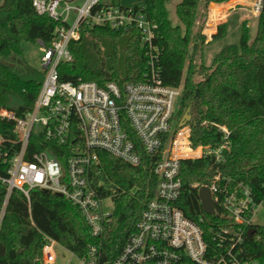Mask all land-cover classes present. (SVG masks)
<instances>
[{
  "label": "trees",
  "instance_id": "trees-1",
  "mask_svg": "<svg viewBox=\"0 0 264 264\" xmlns=\"http://www.w3.org/2000/svg\"><path fill=\"white\" fill-rule=\"evenodd\" d=\"M166 1L145 0L135 8L145 13L154 26L153 44L159 51L158 64L164 83L182 88L176 117L180 120L190 110L194 146L222 143L223 133L214 123L227 126L230 131L231 149L226 152L224 162L216 163L208 156L182 163V191L176 203L188 218L198 222L210 248H214L226 217L219 210L214 215L206 214L199 191L192 183L209 185L219 171L223 182L226 178L242 181L252 188L258 200L264 201V7L255 38L251 41L247 23L242 25L239 41L224 46L211 65L206 66L201 62L204 47L224 39L227 33L226 23L218 26L211 41L203 33L210 4L221 1L181 0L176 12L182 25L176 26L169 19ZM109 3L120 4L119 0ZM215 5L219 6L216 11ZM223 5L211 6L208 35L218 23L228 19ZM214 16L218 19L216 23ZM60 25L48 15H39L33 0H0V109L10 110L18 117L33 109L45 74L29 63L25 44L38 45L41 40L49 46ZM94 32L111 34L112 38L100 39L101 45L107 54L114 56L111 47L115 42L118 58L114 62L104 61L98 55V44L87 36L71 45L72 60L59 65L61 81L78 82L80 77L98 81L115 79L123 85L144 80L148 55L138 28L87 27L81 35ZM105 42L110 44L105 46ZM195 59L201 62L200 66ZM30 144L49 149L67 170L69 147L51 146L42 132L32 135ZM20 147L15 123L0 119V177L8 176L10 159ZM157 159L144 154L142 163L133 166L109 153H99V160L91 170V183L101 198H113L114 210L98 237L91 234L80 209L64 196L32 189L28 199L15 189L0 230V264H42L45 237L52 238L80 260H87L91 246L98 248L100 264L114 260L156 195L158 178L153 167ZM6 193L7 187L0 182V203ZM244 253L264 264V226H256L255 233L245 237Z\"/></svg>",
  "mask_w": 264,
  "mask_h": 264
},
{
  "label": "built area",
  "instance_id": "built-area-1",
  "mask_svg": "<svg viewBox=\"0 0 264 264\" xmlns=\"http://www.w3.org/2000/svg\"><path fill=\"white\" fill-rule=\"evenodd\" d=\"M78 1L33 0L39 15H48L61 25L55 29L49 46L38 41L39 69L45 79L33 109L23 117L0 109V119L15 123L21 142L10 159L8 176L0 177L7 187L0 203V230L15 189L28 199L32 189H42L59 193L77 206L91 234L100 236L113 211L106 209L103 203L107 198H101L91 183V170L99 153H109L133 166L140 165L146 154L158 158L153 167L158 178L156 195L148 202L121 253L105 264H260L244 253L245 237L252 228L256 229L255 215L264 204L249 185L230 178L223 182L219 171L209 185L191 184L198 191L208 187L215 214L219 210L226 217L214 248H210L198 222L188 218L176 204L182 191L184 161L208 156L216 163L225 161L231 149L227 126L214 123L223 133L222 143L194 146L192 126L188 122L181 126L182 120L176 117L182 88L165 84L161 77L159 51L153 44L154 26L145 13L135 6L108 0L75 4ZM219 1L212 2L209 8L230 4L228 12L248 25L251 19L258 20L264 7V0ZM239 11L245 13L238 14ZM131 26L141 32L148 55L143 81L120 85L115 79L60 80L59 65L72 60L71 45L79 43L83 28L121 30ZM38 132L51 146L70 148L66 171L49 149L30 144L32 135ZM45 241L41 263L55 264L58 243L50 237ZM80 261L100 264L98 248L91 246L87 260Z\"/></svg>",
  "mask_w": 264,
  "mask_h": 264
},
{
  "label": "rangeland",
  "instance_id": "rangeland-1",
  "mask_svg": "<svg viewBox=\"0 0 264 264\" xmlns=\"http://www.w3.org/2000/svg\"><path fill=\"white\" fill-rule=\"evenodd\" d=\"M111 1V0H108ZM181 0H167L166 1V7L168 10V14H169V19L171 21V23L173 25H182L177 12H176V6L178 3H180ZM82 0L76 2L75 4H81ZM119 2L124 5V6H129V7H133V6H140L142 5L145 0H119ZM231 7V5L229 4H224L221 8L224 11V15L225 17H227L228 19L218 23V26L220 24L226 23L227 24V33H226V37L220 41H214L208 45H206L203 49V58L201 60V62L206 65V66H210L214 56L217 54V52H219L224 46L231 44V43H236L239 41L240 39V35H241V27L242 25L246 24L243 23L241 19L235 15V14H230L228 12V9ZM219 8V6L215 5L214 6V10L216 11ZM211 8H209V17H208V22L206 24V26L203 28V33L206 35L207 37V41H211V37L212 35L215 33L213 32L212 34L208 35L207 33V28L209 27V24L211 22ZM245 13L244 11H239L238 14H243ZM74 14L72 15V19L74 18ZM214 22H217V18L216 16H214ZM73 21V20H72ZM257 25H258V20L257 19H251L249 21V25L247 23V26L250 29L251 32V41L255 38L256 33H257ZM184 28V27H183ZM212 30H209V33H211ZM104 32H94V33H85L81 40H84L87 36L91 37L90 41H94L97 45V47L100 49V52L98 53V55L100 57H102V59L104 61H111L113 60V62L118 58V52L115 48V42L112 45L111 48H113L115 50V55H111V54H107L106 51L102 48L101 45V40L103 38H107V37H111V34L107 33V34H102ZM110 43L109 42H105L104 45L108 46ZM112 49V50H113ZM105 51V52H104ZM25 53H26V58L29 61V63L31 65H33L34 67L39 68V58H40V53L38 51V45H33V44H25ZM117 57V58H116ZM196 63L198 66H200L199 60L195 59ZM118 72V71H116ZM115 75V72H114ZM114 75H112L111 77H114ZM187 113V111H186ZM185 113V114H186ZM184 114V115H185ZM184 115L181 118V120H184ZM192 121V117L191 120L188 121V123H190ZM104 206L106 207V209L108 211H113L114 209V201L111 198H107L104 201ZM255 225L256 226H264V204L258 209L256 215H255ZM55 254H56V263L55 264H83L76 256H74L71 252H69L68 250H66L65 248H63L61 245L57 244L55 246Z\"/></svg>",
  "mask_w": 264,
  "mask_h": 264
},
{
  "label": "water",
  "instance_id": "water-1",
  "mask_svg": "<svg viewBox=\"0 0 264 264\" xmlns=\"http://www.w3.org/2000/svg\"><path fill=\"white\" fill-rule=\"evenodd\" d=\"M191 114H190V110H187V113L184 115V120L181 123V126L184 125L185 123H187L189 120H191ZM199 197L201 200V204H202V208L203 211L208 214V215H214L215 214V206H214V202H213V196H212V192L211 190L206 187L203 186L199 189ZM59 194V193H58ZM256 229L252 228L249 231V236H252L255 233Z\"/></svg>",
  "mask_w": 264,
  "mask_h": 264
},
{
  "label": "crops",
  "instance_id": "crops-1",
  "mask_svg": "<svg viewBox=\"0 0 264 264\" xmlns=\"http://www.w3.org/2000/svg\"><path fill=\"white\" fill-rule=\"evenodd\" d=\"M217 30H218V24L215 26V31H214V32L217 33ZM215 33H214V34H215ZM214 34H213V35H214ZM213 35H212V36H213Z\"/></svg>",
  "mask_w": 264,
  "mask_h": 264
}]
</instances>
